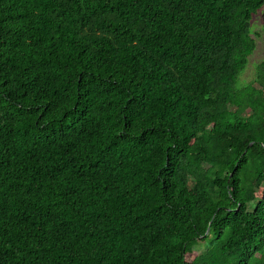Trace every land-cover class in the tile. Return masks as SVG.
<instances>
[{"label":"trees","instance_id":"obj_1","mask_svg":"<svg viewBox=\"0 0 264 264\" xmlns=\"http://www.w3.org/2000/svg\"><path fill=\"white\" fill-rule=\"evenodd\" d=\"M264 0H0V264H264Z\"/></svg>","mask_w":264,"mask_h":264},{"label":"rangeland","instance_id":"obj_2","mask_svg":"<svg viewBox=\"0 0 264 264\" xmlns=\"http://www.w3.org/2000/svg\"><path fill=\"white\" fill-rule=\"evenodd\" d=\"M261 26V12L259 11L253 15L249 30L250 35L256 41V48L248 58L247 66L240 76V83L248 82L253 78L255 64L264 58V33L261 31Z\"/></svg>","mask_w":264,"mask_h":264}]
</instances>
